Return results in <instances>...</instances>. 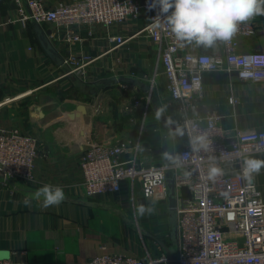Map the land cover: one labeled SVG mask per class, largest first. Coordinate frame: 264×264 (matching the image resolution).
Segmentation results:
<instances>
[{
	"label": "crops",
	"instance_id": "obj_1",
	"mask_svg": "<svg viewBox=\"0 0 264 264\" xmlns=\"http://www.w3.org/2000/svg\"><path fill=\"white\" fill-rule=\"evenodd\" d=\"M47 1L54 5L59 0ZM252 20L256 24V35L239 38L240 50L264 52V15ZM144 21L140 18L110 29L98 26L93 38L84 35L85 41L77 45L78 51L103 56L89 68L91 74L99 76L83 82L62 78L61 67L41 47L33 21L21 20L15 3L0 0V128H18L26 135L36 136L40 150L33 183H9L0 177V258L29 264H87L105 253L130 254L142 260L164 253L158 249L156 241L161 240L166 245L164 242L170 240V236L165 237L169 234L167 217L161 222L163 226L167 224L165 230L146 238L149 240L146 244L140 238L144 229H135L133 220L139 225H152L149 213L142 217L135 215L138 205L153 206L141 198L140 188L133 189L127 183L119 195L88 199L83 193L80 167L81 144L86 132L98 141L113 144L130 141L138 145L139 154L148 165L164 164L163 151L176 152L185 142L184 137L174 135L179 106L169 101L156 47L141 36L116 49L109 40L111 36L130 37ZM41 27L44 32L50 31V27ZM48 39L63 57L61 48L54 45L49 36ZM188 50L221 54L222 43L213 48L188 44ZM121 75L138 78L150 87L152 102L147 104L143 100L135 107V97L142 100L150 94L136 86L128 85L129 90H126L114 83ZM106 77L114 85L107 81L110 90L101 103L100 95L94 97L96 92H92L93 101L95 99V105L101 110L93 116L79 96L89 84L99 81L97 86ZM83 83H86L85 88ZM203 91L196 116L217 112L223 115L222 125L227 129L264 130V84L242 81L236 72H205ZM231 98L235 104H231ZM161 107L165 111L157 120L154 114ZM82 117L88 118V123L75 127ZM165 125L170 132L167 141ZM251 157L264 159V153ZM255 176L264 197V170ZM45 184L61 187L65 200L58 206L41 208L34 194Z\"/></svg>",
	"mask_w": 264,
	"mask_h": 264
},
{
	"label": "built area",
	"instance_id": "obj_2",
	"mask_svg": "<svg viewBox=\"0 0 264 264\" xmlns=\"http://www.w3.org/2000/svg\"><path fill=\"white\" fill-rule=\"evenodd\" d=\"M10 1L18 6L21 20L50 27L49 38L63 53L61 77L72 76L84 82L99 76L91 74L89 68L103 56L78 51L84 35L90 39L98 26L110 29L144 18V25L130 37L118 35L109 40L116 49L141 36L156 47L169 101L179 106L177 125L186 131L185 142L176 151L182 156L183 167L148 165L141 158L138 145L130 141H98L86 132L80 157L83 193L88 199L119 195L123 185L129 183L133 189L140 188L141 198L148 204H166V172L172 170L177 188L179 264H264L263 193L256 176L251 183L246 182L240 170L244 158L264 153V130L227 129L222 125L223 115L217 112L195 115L198 100L204 96L205 72H236L242 81L264 84V52L240 50L239 38L256 35L255 22L241 24L233 39L222 43V53L210 55L189 51L188 44L177 42L166 24L153 27L156 11L148 10L150 0H59L54 5L47 0ZM120 85L129 90L128 85ZM151 95L142 100L135 97L134 106H140L143 100L149 104ZM98 100L102 102V98ZM230 102L236 103L234 98ZM100 111L97 107L93 116ZM199 131L208 134L207 152L191 150L189 133ZM39 154L36 136L26 135L18 128H0V177L5 182L33 183ZM213 156L222 175L210 178ZM165 237L169 238V234ZM156 243L163 251L162 241ZM0 264L29 263L0 258ZM87 264H168V259L164 253L148 260L105 253Z\"/></svg>",
	"mask_w": 264,
	"mask_h": 264
},
{
	"label": "clouds",
	"instance_id": "obj_3",
	"mask_svg": "<svg viewBox=\"0 0 264 264\" xmlns=\"http://www.w3.org/2000/svg\"><path fill=\"white\" fill-rule=\"evenodd\" d=\"M148 10L156 11L153 27L166 24L177 42L213 48L218 43L230 42L241 24L258 15H264V0H150ZM164 111V107L157 109L154 118L159 120ZM174 135L183 138L186 135L185 127L176 126ZM189 137L193 152L209 150L210 140L207 132H192ZM162 159L165 161V167L180 168L184 164L179 153L169 150L163 151ZM210 161L209 177L222 175V169L216 166V158L210 157ZM240 170L242 178L251 183L254 176L264 170V159L246 157L242 160ZM34 199L41 202V208L47 209L64 201L65 193L59 186L45 184L37 189ZM28 203L26 200L25 204ZM153 211L152 206L140 204L135 208V215L142 217Z\"/></svg>",
	"mask_w": 264,
	"mask_h": 264
},
{
	"label": "water",
	"instance_id": "obj_4",
	"mask_svg": "<svg viewBox=\"0 0 264 264\" xmlns=\"http://www.w3.org/2000/svg\"><path fill=\"white\" fill-rule=\"evenodd\" d=\"M41 47L46 54L56 63L57 66H62L63 59L59 53L51 45L48 36L51 35V31L44 32L41 25L33 22ZM114 83L125 84L138 87L146 94H150V87L143 83L138 78L123 76L114 79ZM151 95V94H150ZM164 138L167 141L170 136L168 127L165 125ZM167 144V143H166ZM167 147V145H166ZM166 187H167V205H168V224H169V236L170 246H166L161 243L163 251L168 259V264H179V232H178V216H177V188L175 182V176L172 170L166 172Z\"/></svg>",
	"mask_w": 264,
	"mask_h": 264
},
{
	"label": "rangeland",
	"instance_id": "obj_5",
	"mask_svg": "<svg viewBox=\"0 0 264 264\" xmlns=\"http://www.w3.org/2000/svg\"><path fill=\"white\" fill-rule=\"evenodd\" d=\"M71 78H74L75 80H76V78L75 77H72L71 76ZM108 77H106V78H104V79H102V81L97 85V86H95V84L96 83H98L99 81H97V82H95V83H91V84H89V86L90 87H87V89L85 90V92L83 93V95L81 96H79L80 98H81V102L83 103V104H86V106H88V109H90V114H96V112H97V105H95L96 104V102H94L95 101V99H94V101H93V94H92V92H96V95H94V97H97L98 95H100L99 96V98H103L104 97V95L106 94V92L108 91V90H110V88L108 87L111 83V85H114L113 84V82L112 81H110V79H108ZM78 80V79H77ZM107 81H110V84L107 86V84H108V82ZM84 82V81H83ZM84 84H86V83H83V88H85L84 87ZM92 86H95V87H92ZM90 89V90H89ZM94 90V91H93ZM91 91V92H90ZM109 92V91H108ZM68 96H69V99H70V94L68 93ZM104 99V98H103ZM79 100V99H78ZM151 102H152V100H151ZM156 103V102H155ZM150 104V103H149ZM87 120H88V118H86V117H82L81 118V121L78 123L77 121V123H75V127H80V125H85V124H87L88 122H87ZM80 124V125H79ZM147 205H153L152 207L154 208V211L152 212V213H149V219H150V223L152 224V225H150V224H147L148 226H143V225H139V224H137L134 220H133V222H134V226H135V229H139V230H141V229H144V231L143 230H141V235H140V238H141V241H143L144 243L143 244H146L147 243V241H149V240H147L146 238H149V237H151V236H156V234H158V232L159 231H162V230H165V226L167 225H162L161 224V222H162V219H166V217L168 218V212H166V206H168L167 205V201H166V204L165 203H163V204H147ZM166 212V215H164V214H162L163 212ZM152 216H154V217H152ZM168 223V222H167ZM160 224V225H159ZM159 225V226H158ZM147 227V228H146ZM141 228V229H140ZM149 228V229H148Z\"/></svg>",
	"mask_w": 264,
	"mask_h": 264
},
{
	"label": "trees",
	"instance_id": "obj_6",
	"mask_svg": "<svg viewBox=\"0 0 264 264\" xmlns=\"http://www.w3.org/2000/svg\"><path fill=\"white\" fill-rule=\"evenodd\" d=\"M166 246H170V240L168 239L167 241L164 242Z\"/></svg>",
	"mask_w": 264,
	"mask_h": 264
}]
</instances>
